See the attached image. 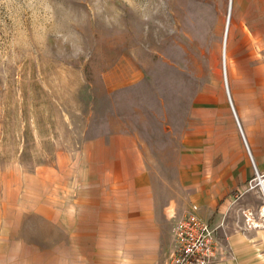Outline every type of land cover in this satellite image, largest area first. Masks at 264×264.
<instances>
[{
	"label": "rangeland",
	"instance_id": "374dc122",
	"mask_svg": "<svg viewBox=\"0 0 264 264\" xmlns=\"http://www.w3.org/2000/svg\"><path fill=\"white\" fill-rule=\"evenodd\" d=\"M253 60L256 88L264 0H0V260L59 241L60 198L84 146L127 133L158 198L176 202L167 216L195 203L216 227L213 264H264V141L254 168L225 86ZM226 109L250 165L225 185L215 156Z\"/></svg>",
	"mask_w": 264,
	"mask_h": 264
},
{
	"label": "crops",
	"instance_id": "0c3cea01",
	"mask_svg": "<svg viewBox=\"0 0 264 264\" xmlns=\"http://www.w3.org/2000/svg\"><path fill=\"white\" fill-rule=\"evenodd\" d=\"M251 66L254 67L251 74L243 73L234 82L229 80V84L225 75V86L229 85L228 99L255 166L257 142L264 141V133L259 138L255 131V104L261 105L264 115V78L255 88L254 60ZM225 118L222 142L215 157L219 158L216 166L223 169L224 178L220 180L226 185L247 178L250 163L227 109ZM106 140L98 138L84 146L78 173L72 180L68 179L66 192L60 198L59 241L47 239L43 248L23 249L22 261L13 264H155L161 261L163 248L172 243L166 222L176 202L164 205L158 198L130 134H117ZM114 144H118V149ZM90 148L97 154L87 155ZM112 148L118 156L112 155ZM209 157L208 153L203 154V159ZM216 192L208 190L207 196L215 197ZM0 262L4 264L3 258Z\"/></svg>",
	"mask_w": 264,
	"mask_h": 264
},
{
	"label": "built area",
	"instance_id": "2783aa9c",
	"mask_svg": "<svg viewBox=\"0 0 264 264\" xmlns=\"http://www.w3.org/2000/svg\"><path fill=\"white\" fill-rule=\"evenodd\" d=\"M169 218V237L174 247L170 264H213L217 253L216 227L200 215L198 205L191 203Z\"/></svg>",
	"mask_w": 264,
	"mask_h": 264
},
{
	"label": "bare ground",
	"instance_id": "6f19581e",
	"mask_svg": "<svg viewBox=\"0 0 264 264\" xmlns=\"http://www.w3.org/2000/svg\"><path fill=\"white\" fill-rule=\"evenodd\" d=\"M260 184H261V186L260 187H262V192H263V185H262V183L260 182ZM263 195H264V192H263ZM263 211H264V206H263Z\"/></svg>",
	"mask_w": 264,
	"mask_h": 264
},
{
	"label": "water",
	"instance_id": "95a60500",
	"mask_svg": "<svg viewBox=\"0 0 264 264\" xmlns=\"http://www.w3.org/2000/svg\"><path fill=\"white\" fill-rule=\"evenodd\" d=\"M259 184H260V182H259ZM260 186H261V184H260ZM261 189H262V187H261ZM263 192H264V189H263Z\"/></svg>",
	"mask_w": 264,
	"mask_h": 264
}]
</instances>
